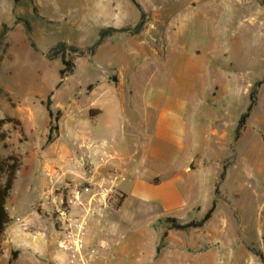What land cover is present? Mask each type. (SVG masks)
<instances>
[{
	"label": "rangeland",
	"instance_id": "obj_1",
	"mask_svg": "<svg viewBox=\"0 0 264 264\" xmlns=\"http://www.w3.org/2000/svg\"><path fill=\"white\" fill-rule=\"evenodd\" d=\"M138 1L144 10L149 9L146 11V22L151 20L149 14H154L152 19H158V25L165 26L164 21L168 20L174 23L176 30L170 34L171 41L186 47L190 58L204 60L208 70L205 80L192 82L191 112L186 121L188 132L197 131L204 127L200 119L203 112L201 102L210 109L203 138L208 162L201 166L206 171L207 183L201 188L200 195L196 194L201 210L196 211L193 218H202L212 207L216 198L214 188L220 181L223 164L235 154L227 177L220 185L214 219L206 230L226 221L228 241L234 243L232 249H237L236 240L240 236L249 248L263 251L264 84L241 138L234 141V135L241 115L250 104L249 94L253 85L264 79V7L259 0H249L250 9L241 10L234 7V0ZM121 3L126 4V9L118 12L105 10L100 14L99 5L104 4L103 0H0V32L3 24L9 27L1 57L0 88L3 92L0 93V118H7L10 114L22 117L18 108H46L49 97L53 100V108L80 104L90 98L96 80L105 84L103 79L107 78L116 84L118 73L122 70H132L137 74L143 90L148 80H153V85H162L160 82L164 79H160L158 69L166 66L152 61L141 64L148 51L139 46L138 40L129 39L126 44L122 40L111 39L97 49L95 59V55L90 54L73 55L77 65L75 72L57 87L63 63L61 59L49 60L52 48L62 41L82 48L94 46L100 38L99 27L103 23L100 15L112 22L105 24L104 28L114 27L120 21L135 27L141 20V10L131 0H121ZM157 5L159 11H155ZM156 14L162 16L157 18ZM164 37L167 33L164 27L159 26L144 40L164 53ZM31 41L37 49L33 48ZM178 52L174 51L173 56ZM122 53H126V66L118 65L124 58ZM173 67L170 64L168 69L172 71ZM124 92L126 101L132 104L136 94L130 93L128 84L124 85ZM165 112L162 132L167 135L169 126L177 124L178 120L171 113L166 116ZM48 116L46 109L40 113L41 126L46 125ZM225 126L229 131L227 139L220 134ZM4 129L8 139L0 143V154H19L23 166L8 202L13 222L0 246V264H57L50 254L55 247L58 248L52 198L59 193L57 188L64 186L72 177L53 181L46 176L51 167L64 165L49 164L48 136L45 140V135L38 130L35 135H28L23 125L10 122L5 124ZM213 129H217L218 133H214ZM64 166L80 172L86 169V165L82 166L79 161ZM194 195L191 194V197ZM115 204L116 201L109 207L108 216L101 217L100 225H90V231L108 237L111 244L115 248L122 247L120 252L123 250L124 253H131L135 237L146 238L149 229L155 233L168 227L162 219L154 221L156 217L178 211L159 203L143 206L134 198L119 211ZM161 242L163 244L164 237ZM125 261L121 258L120 263H127Z\"/></svg>",
	"mask_w": 264,
	"mask_h": 264
},
{
	"label": "crops",
	"instance_id": "obj_2",
	"mask_svg": "<svg viewBox=\"0 0 264 264\" xmlns=\"http://www.w3.org/2000/svg\"><path fill=\"white\" fill-rule=\"evenodd\" d=\"M234 1L236 9H250L249 0ZM103 2V5H99L100 14L105 10L118 12L127 7L125 3H121V0H103ZM145 9V11L149 10ZM159 10L157 5L155 11ZM153 15L149 14L151 20L146 22L140 33L135 35L123 33L122 36L115 34L102 45L111 39L122 40L126 44L129 39L138 40L139 46L148 51L147 57L142 59L141 64L152 61L157 65L166 66L158 69L160 79H164V82H160L162 85H153V80H148L143 90L137 80V74L132 70H122L118 73L116 84H112L107 78L103 79L105 84L99 79L96 80L90 98L86 101L75 103L68 108H52L55 114L60 112V117L55 121V134L48 146L49 164L70 166L79 161L87 168L91 166L95 169L85 176V179L93 183L98 194L96 205L98 211L91 218L90 225H100L101 217L108 216L110 211V208L103 206L99 193L101 186L108 184L107 173L111 169L118 170L117 188L122 195H125L119 210L132 198L141 201L143 206L146 203L152 205L159 203L178 210L172 215L165 213L156 217L154 221L172 216L183 221L198 219L193 216H196L194 214L196 211L201 210L196 194L199 196L201 188L207 183L206 171L201 166L208 162L203 148L205 143L203 138L206 136L205 124L209 122L210 109L201 105V102L200 109L203 112L200 119L204 122L203 128L188 132L186 121L188 113L191 112L190 95L194 88L192 82L205 80L208 70L204 60L190 58L185 51L186 47L177 46L171 41L170 34L176 30L174 23L168 20L164 21L165 26L158 25L159 21L152 19ZM155 16L159 18L162 15ZM100 18L103 23L99 31L105 24L112 23L105 20L104 15H100ZM126 25L127 22L120 21L114 27L121 28ZM159 26L164 27L167 33V37H164V53L144 40ZM176 50L179 52L173 56ZM97 54L98 51L94 59ZM122 56L124 58L118 65L126 66V53H122ZM170 64L174 65L172 71L168 69ZM125 84L129 85L131 94H136L132 104L126 101ZM202 92L206 91L202 89ZM213 94L215 95L216 92ZM18 109L22 117L11 114L10 116L22 122L28 135H35L38 130L45 135L46 140L52 121L47 108ZM44 109L49 116L46 125L41 126L39 115ZM164 111L166 116L171 113L174 115L173 118L178 120L177 124L169 126L167 135L162 132ZM213 132L217 134L218 130L213 129ZM228 132V127L225 126L220 133L221 137L227 139ZM191 194H195L194 197H191ZM214 214L200 228L176 230L166 226L167 228L156 230L155 233L149 229L146 238H134V248L132 247L131 253H124L123 250L120 252L122 247L115 248L108 237L90 231L86 250L92 264H121V258H125L127 263L124 264H264L240 236L236 240L237 249H232L234 243L228 241L226 221L220 226L215 224L206 230L214 219ZM166 232L167 235L164 236ZM162 237H164L163 244ZM105 244L108 245V250L101 248ZM262 249L264 251V247ZM50 254L57 264H74L69 253L59 247H55Z\"/></svg>",
	"mask_w": 264,
	"mask_h": 264
},
{
	"label": "trees",
	"instance_id": "obj_3",
	"mask_svg": "<svg viewBox=\"0 0 264 264\" xmlns=\"http://www.w3.org/2000/svg\"><path fill=\"white\" fill-rule=\"evenodd\" d=\"M17 1V0H16ZM140 10L142 13L141 20L137 23L135 27H132L131 25L116 28V27H105L100 30V38L95 43L94 46L91 47H85L82 48L80 46L69 44L68 42L62 41L58 43L56 46H54L48 54V58L51 61L61 59L63 63V68L60 70V82L57 85L59 88L63 84V80L67 78L68 76L74 74L76 69V63L74 59L72 58L73 55H95L97 49L106 41L107 38L117 34V33H129L132 35L140 33L145 24H146V16L147 12L144 10L142 5L138 0H131ZM260 4L264 7V0H259ZM27 27L30 33H32L31 25L27 22ZM9 30V27L6 24H3V29L0 32V70H1V57L2 52L4 51V45L5 40L7 36V32ZM31 40V38H30ZM31 44L34 49H37L34 42L31 41ZM74 57V56H73ZM264 84V79L258 80L253 85L251 91H250V104L247 108V110L241 115L238 125L235 130L234 135V141H238L245 128L247 127L248 120L251 117V114L257 105L260 88ZM3 92V88H0V93ZM52 104L53 100L51 97L48 98L47 102L45 103V106L52 118L50 127V131L48 134V143H51L53 141V134H54V127L53 123L59 119L60 112H57L56 114L52 110ZM7 122L14 123L16 125L22 126V122L14 117H7V118H0V143L5 142L8 139V133L4 129V126ZM234 148V146H233ZM235 159V154H232L223 164V169L220 174V181L216 184L215 188V195L216 198L213 200L212 207L206 212V214L201 219H193L189 221H183L181 219H178L176 217H165L162 218L163 221H165L170 229H176V230H190L194 228H200L203 227L213 216L217 209L218 204V196L220 195V185L221 183L226 179L227 177V170L229 165L232 163V161ZM23 166V159L21 156L15 152H11L7 155L0 154V246L3 243L4 235L13 222V217L10 214L9 208H8V202L11 198L12 191L15 187L16 181L18 179V174L21 171ZM125 195H122L117 199L116 202V209L119 210V208L122 206L124 202ZM237 215V212H235ZM167 235V232L164 234V236ZM264 263V252L262 250H258L255 248H250Z\"/></svg>",
	"mask_w": 264,
	"mask_h": 264
},
{
	"label": "built area",
	"instance_id": "obj_4",
	"mask_svg": "<svg viewBox=\"0 0 264 264\" xmlns=\"http://www.w3.org/2000/svg\"><path fill=\"white\" fill-rule=\"evenodd\" d=\"M94 170L89 166L80 172L76 168L61 165L46 171V176L53 181H61L67 176L72 177L64 186L57 188L59 193L53 196L52 204L56 215L54 218L56 243L59 248L69 253L74 264H92L86 246L90 237V220L98 211L96 207L98 194L93 183L85 179V176ZM118 178V170L111 169L107 173L108 184L101 186L99 194L105 207L109 208L122 196L117 188ZM101 248L109 249L106 244Z\"/></svg>",
	"mask_w": 264,
	"mask_h": 264
}]
</instances>
